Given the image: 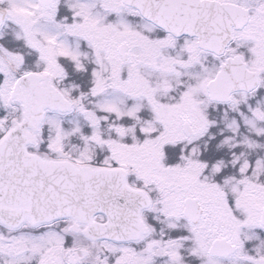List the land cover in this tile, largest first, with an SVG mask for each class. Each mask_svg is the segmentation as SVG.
<instances>
[{"label": "snow or ice", "instance_id": "1", "mask_svg": "<svg viewBox=\"0 0 264 264\" xmlns=\"http://www.w3.org/2000/svg\"><path fill=\"white\" fill-rule=\"evenodd\" d=\"M0 264H264V0H0Z\"/></svg>", "mask_w": 264, "mask_h": 264}]
</instances>
